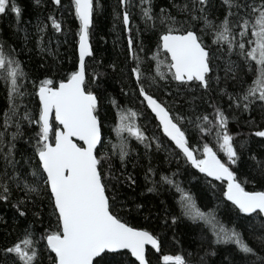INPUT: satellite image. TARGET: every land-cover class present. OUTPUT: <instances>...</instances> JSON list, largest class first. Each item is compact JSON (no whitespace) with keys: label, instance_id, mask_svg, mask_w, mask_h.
Masks as SVG:
<instances>
[{"label":"snow or ice","instance_id":"obj_1","mask_svg":"<svg viewBox=\"0 0 264 264\" xmlns=\"http://www.w3.org/2000/svg\"><path fill=\"white\" fill-rule=\"evenodd\" d=\"M34 2L41 4V0ZM169 2L170 7H160L156 12L153 0H139L144 31L156 37L155 51L149 56L151 47L146 49L144 40L139 39L138 26L137 35H133L131 10L136 5L133 0H118L116 18L128 32L131 64L127 75L133 79V94L150 109L162 136L178 150L176 155L205 178H211L209 182H220L221 203L236 212L239 223L229 226L216 209H201L183 182L176 180L179 170L171 176L157 172L151 159L144 177L151 184L147 192L156 196L168 193L172 202L162 199L163 212L155 216L142 202L129 204L121 187L135 190L137 183L127 172L131 140L143 145L146 154L153 145L160 151L164 142L156 135H145L137 123L142 114L124 108L114 98L110 103L118 123L111 131L118 143L106 135L100 101L106 92L108 71H116V65L98 60L91 43L97 0H68L67 5L51 0L61 15L67 8L79 22L78 66L74 70L59 77H32L15 47L0 42V82L7 100L0 125V201L11 204L19 217H26L31 206L36 218L33 225L39 223L44 229L39 234L34 226L25 229L22 238L2 250L0 264L9 259L11 264H44L45 259L48 264H153V260L155 264H212L211 258L219 249L229 246L242 254V261L264 264V255H258L238 230L246 227L264 248V190L245 187L252 183L264 188V150L253 153L251 148L252 139L259 138L264 149V0H222V19H213L215 0ZM10 14L19 25L22 9L16 0H0V17ZM46 20L54 34L63 33L62 22L55 14H49ZM47 31L46 23L38 25L39 43H43ZM209 34L213 37L211 45L204 39ZM48 54L52 55L51 51ZM214 61H223V77L219 63L214 67ZM248 75L252 76L250 83L245 79ZM213 80L221 98H228L227 110L207 97ZM229 80L234 82L231 92L220 88L222 81ZM198 91L202 93L199 97L182 95ZM121 93L129 95L124 87ZM33 96L38 98L35 111L26 103ZM197 99L212 108V113L198 112ZM182 104L188 105L191 114L176 110ZM230 115L237 122L246 116L242 125L247 129L246 140L236 141L243 132L230 134ZM188 126L198 130L201 139L212 136L214 146L204 143L197 156L189 143ZM28 129L32 133H27ZM19 139L32 149L31 155L22 157L26 168L16 158ZM245 156L251 163L241 174L238 167ZM117 159L119 169L115 166ZM15 192L22 195L13 202ZM137 217L148 224H140ZM153 219L159 221L155 228L148 226ZM180 224L194 226L200 232L203 254L188 250L185 255L183 248L179 254L163 251L164 239L157 234L160 225L175 229ZM194 255L198 261L192 259ZM224 259L234 264L232 256Z\"/></svg>","mask_w":264,"mask_h":264},{"label":"trees","instance_id":"obj_2","mask_svg":"<svg viewBox=\"0 0 264 264\" xmlns=\"http://www.w3.org/2000/svg\"><path fill=\"white\" fill-rule=\"evenodd\" d=\"M136 7L132 8V28L133 35L136 36V27L141 29V34L139 39H143L145 42V48L151 47V51L147 52V55H151L155 51V35L151 32L144 31V24L140 18L139 0H133ZM181 2V0H177ZM18 6L22 9V20L19 25L15 21L13 14L0 17V42H6L8 46L15 47L16 53L19 59L22 61L25 70L32 77L44 78L46 75L52 76H63L71 70H74L78 66L77 58V40H78V27L79 22L74 19V14L69 15L67 8L63 10V15L61 11L57 10L55 6L51 3V0H41L40 6H37L34 0H16ZM68 0H62V4L67 5ZM155 6V11L159 12L160 7H170L169 0H153ZM118 8V0H97V7L94 13V27L91 30V43L93 49L96 53L97 59H103L104 63L107 65L109 63H114L116 65V71H108V77L105 84L106 92L101 96V106L102 114L105 116V128L104 131L106 135H110L114 144L118 143L116 139L115 132L111 131L114 124L118 123L115 117V109L112 107L110 100L116 99L117 102L124 108H131L141 113L142 115L137 120L138 125L142 128L145 135L151 137L156 135L162 139L164 142V148L160 151H155V146L153 149L146 154L143 145L138 144L135 139L131 140L132 154L130 157V162L127 165V172L135 176L137 181L135 190L129 189L127 187H121L122 195L128 198V202L131 205L133 202L144 203L147 209H150L152 214L155 216L157 212L162 214L163 206L160 201L166 200L171 204V196L168 193H162L159 196L153 195L147 192V188L151 187L150 183L145 181V173L149 165V159H151L152 166L157 170V172H164L171 176L173 172L179 170V175L176 177L178 182L182 181V186L190 191L197 201L198 206L203 210L216 209L219 217L222 221L227 222L229 226L232 223H239L236 221V212L231 210L230 207H225L222 201V195L220 192V182L210 181V179L205 178L201 173L197 172L195 169L191 168L190 165H186L182 156H177L175 146L167 141L166 137L162 136V132L156 127L158 121L154 119V116L148 111L145 105H141L140 99L133 94V79L129 78L127 73L131 64L129 54L127 52V38L128 32L122 24L121 19L116 18V9ZM120 13L123 12V8H119ZM175 14V10H172ZM213 19L219 17L222 19L225 15V8L222 6V0H215V7L213 9ZM49 14H55L58 20H61L63 26V33L56 35L51 28L50 21L46 18ZM41 23H46L48 25V31L44 34L43 43H39V32L38 25ZM19 27V31L17 28ZM27 33V39H25V34ZM205 42L209 45L212 44V35L209 34L205 36ZM51 40V43H49ZM215 48L214 45H212ZM42 49H44L42 51ZM51 51L52 55H49ZM143 56L144 53H141ZM226 59V57H225ZM233 59H236L233 56ZM217 63L220 65V76H224L223 71V61H214L213 66L216 67ZM43 65V67L41 66ZM245 79L250 83L252 76L248 75ZM234 82L229 80L227 83L221 82L220 88H227L229 92L233 91ZM175 85H173L174 87ZM121 87H124L125 91L129 95L125 96L121 93ZM31 90V89H30ZM159 95V91H156ZM186 95L189 99L193 96L199 97L202 95L201 92L196 93H182ZM214 104H218L222 109L227 110L228 108V98L221 96L216 91L215 80L212 82V90L207 94ZM167 98V97H165ZM38 98L32 97L30 100L26 99L28 108L35 111ZM197 111L200 113L211 114L213 109L208 107L205 102L201 100H196ZM7 110V100L5 98V90L3 83L0 82V125L3 123V113ZM182 113L191 114V109L186 104H182L176 109ZM226 114L227 111H226ZM246 116H241L239 122L233 117L229 116V132L230 134L236 136L237 132H243L242 136H236V141L242 142L247 139L248 133L247 129L243 128L242 125ZM27 133H32L31 129L27 130ZM187 133L189 136L190 146L196 151V155L200 156L202 153V146L204 143H208L209 146H214L215 141L212 136H205L201 139V134L198 130L194 129L192 126H188ZM125 135H127L125 133ZM259 138H253L251 148L253 153L260 152L264 149L261 148L259 144ZM16 150L18 160H21V167L26 168L27 165L24 164L22 157L31 155L32 149L23 142V139H19L16 142ZM215 150V149H214ZM222 159V153H219ZM179 161V164L177 163ZM250 161L247 160V156L244 158V163L238 167V172L243 174L249 170ZM115 166L117 169L120 168L119 160L115 161ZM159 177H157L158 179ZM246 190H264L259 185H254L248 183L245 185ZM22 195V193L15 192L12 196V201ZM219 207L217 208V205ZM47 214V208L45 209ZM147 214V213H145ZM36 218L32 214L31 206L28 209V214L26 217H19L15 209L11 207V204H5L0 201V261L3 260L2 250L5 247L11 246L13 243L17 242L19 238H22L25 229L34 226L36 233L39 234L44 229L39 224L33 225V221ZM47 220V215H45V221ZM136 220L140 224L147 225L148 222L142 217H137ZM159 225V221L153 219L149 227L155 228ZM161 230L157 233L164 239L163 251L166 254H179L183 248L184 254L187 255V251L191 250L194 253L200 252L203 254V250L199 248V241L201 238L200 232L193 226L188 227L184 224H180L175 229L163 228L160 225ZM242 231L243 239L249 246L253 247L258 255H264V248L260 245L259 241L256 239L255 234L250 232L246 227L238 228ZM173 232L176 235V239H173ZM241 255L236 250L235 246H229L227 248L221 247L218 254L211 258L212 264H227L224 257L232 256L234 258V264H249L248 261H242ZM194 261H198V256H193ZM254 259V258H252ZM5 264H11V260L5 262ZM44 264H48L45 259ZM155 264V260H153Z\"/></svg>","mask_w":264,"mask_h":264},{"label":"water","instance_id":"obj_3","mask_svg":"<svg viewBox=\"0 0 264 264\" xmlns=\"http://www.w3.org/2000/svg\"><path fill=\"white\" fill-rule=\"evenodd\" d=\"M86 63H87V61H86ZM149 110V112H150V109H148ZM151 113V112H150ZM153 115V114H152ZM196 170V169H195ZM197 171V170H196ZM198 172V171H197ZM203 175V174H202ZM208 179H210L211 180V178H208Z\"/></svg>","mask_w":264,"mask_h":264},{"label":"bare ground","instance_id":"obj_4","mask_svg":"<svg viewBox=\"0 0 264 264\" xmlns=\"http://www.w3.org/2000/svg\"><path fill=\"white\" fill-rule=\"evenodd\" d=\"M78 47V46H77ZM77 58H78V50H77ZM149 111V110H148Z\"/></svg>","mask_w":264,"mask_h":264}]
</instances>
